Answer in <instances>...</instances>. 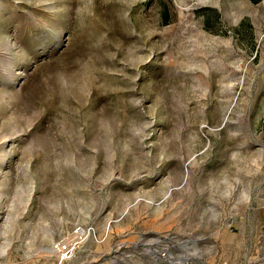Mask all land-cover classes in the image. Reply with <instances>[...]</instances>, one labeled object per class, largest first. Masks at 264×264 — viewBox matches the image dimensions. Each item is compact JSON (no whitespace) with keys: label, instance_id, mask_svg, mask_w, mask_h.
Masks as SVG:
<instances>
[{"label":"rangeland","instance_id":"1","mask_svg":"<svg viewBox=\"0 0 264 264\" xmlns=\"http://www.w3.org/2000/svg\"><path fill=\"white\" fill-rule=\"evenodd\" d=\"M0 264H264V0H0Z\"/></svg>","mask_w":264,"mask_h":264},{"label":"built area","instance_id":"2","mask_svg":"<svg viewBox=\"0 0 264 264\" xmlns=\"http://www.w3.org/2000/svg\"><path fill=\"white\" fill-rule=\"evenodd\" d=\"M72 244L69 242H57L55 245V249L58 253L61 254V256L66 257L71 253L72 250Z\"/></svg>","mask_w":264,"mask_h":264},{"label":"bare ground","instance_id":"3","mask_svg":"<svg viewBox=\"0 0 264 264\" xmlns=\"http://www.w3.org/2000/svg\"><path fill=\"white\" fill-rule=\"evenodd\" d=\"M69 239V238H68ZM68 242L70 243L71 242V240H68ZM53 250V249H52Z\"/></svg>","mask_w":264,"mask_h":264}]
</instances>
